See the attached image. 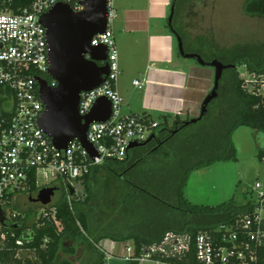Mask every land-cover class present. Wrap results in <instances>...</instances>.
<instances>
[{
	"label": "trees",
	"instance_id": "1",
	"mask_svg": "<svg viewBox=\"0 0 264 264\" xmlns=\"http://www.w3.org/2000/svg\"><path fill=\"white\" fill-rule=\"evenodd\" d=\"M35 1L11 0L8 7L14 12H19L30 7ZM172 2H174V12L171 25L168 27L174 36L181 37L184 48L183 30L181 32L174 24V17L177 11L180 12L184 0H172L170 5ZM244 11L248 15L264 16V0H247L244 3ZM210 49L212 50V59L217 58L222 61L221 58L227 57L226 63L235 65L234 68H229L232 71V88L224 111L215 116L217 122L214 125L216 128L212 133L213 137L210 136L208 142L205 143V135L200 133L201 137H199L196 134L199 132L198 130L189 135L193 139L191 142L184 143L183 146L174 149L175 152L179 151L182 163L190 158L195 160L191 166L185 168V174H183L181 180L178 182L172 176L161 174L158 179L159 185L154 184L158 193H154L149 189H141L134 183L128 182L125 173L118 174L117 170L108 161H105L101 166L130 185V191H124L120 197L119 202L122 205L128 207L131 211V207L134 208L135 204H142L146 208L145 211H151L156 216L152 222L148 223L145 234L130 228L135 225L133 220H129L130 226H128V221H126V224H107L105 226L97 222L99 209L95 205H90V202L101 204L103 196L102 194L98 197L94 195L91 174L99 172L100 169L95 167L92 172V168H90L87 173L79 178L80 187L77 193L79 199H76L77 197L73 193V197L69 202L65 193H63L55 203L45 207L41 206L40 210L33 212V214L32 212H25L24 214L19 212L13 221L7 223V226H5L7 239L0 248V264H73L67 259L59 258L61 251L64 252L67 249L70 252L73 251L70 247L65 249L63 243L66 239L86 238L87 236L84 233H96L100 240L104 238L119 242L130 240L133 242V257L135 258L148 255L151 259L171 264H197L194 251L195 236L199 232L208 231L214 235L219 244L220 234L214 231L219 224L231 227L237 235V239L221 242V244L229 249L234 246L236 253L242 250L246 255V260L249 261L247 251L239 247L238 244L247 239L245 229L241 227V221L247 215L252 216L255 208L254 192L252 190L246 191V200L242 202L232 197L216 206L191 203L182 193L186 172L189 170L200 168L215 161L236 160V148L231 139L234 128L246 126L264 135V95L258 92L261 80L260 74H264V66L255 62L252 50L247 47L234 46L222 50ZM184 51L186 52L185 48ZM198 54L206 61L200 53ZM244 64L248 72L253 75V79L245 80L239 76L237 68ZM250 86H252V89H250ZM207 114L208 110L199 120L205 118ZM141 115L151 119L146 114ZM169 117L168 115H159L156 118L158 128L155 132L160 129H173L175 125L180 126L178 132L190 124L182 126L187 119L180 120L176 117L170 122ZM163 134L164 132L155 134L154 138L144 147L149 145L151 148L149 152L158 151L166 141L173 137V135H168L169 138L165 140ZM159 139L161 142L157 141ZM205 154H210V156L203 158L202 156ZM257 157L260 161H264V146L258 150ZM144 158L145 154L137 155L135 152L130 154L129 151L124 160L115 161V163L125 165V169L132 168ZM134 190L144 193L160 208L142 198L141 195L138 196V193L133 192ZM32 191H34L33 187ZM33 194L34 192L30 195L33 197ZM170 200H173V202H170ZM14 203L9 204L10 212H17ZM44 213L46 215L43 217ZM12 225H16L17 228H12ZM10 231L14 232L15 238L22 239L23 244L21 246L15 245L14 238L9 236ZM94 250L98 253V259L90 261L89 264H104V253L98 251L97 248ZM256 256V261L254 263L249 261L250 264H264V244L257 248ZM231 260L237 262L236 258ZM128 262L139 264L137 260H129Z\"/></svg>",
	"mask_w": 264,
	"mask_h": 264
},
{
	"label": "built area",
	"instance_id": "2",
	"mask_svg": "<svg viewBox=\"0 0 264 264\" xmlns=\"http://www.w3.org/2000/svg\"><path fill=\"white\" fill-rule=\"evenodd\" d=\"M10 1L0 0V205L6 211L7 222L13 221L18 214L10 212L9 204L21 195L29 198L34 192L33 196H36L43 187H56L70 202L73 193L77 197L79 178L91 167L109 160H124L131 143L144 142L158 128L155 119L121 111L122 100L115 89L120 70L111 29L115 17L114 0H107V29L94 35L91 45L105 46L108 74L98 87L81 93L78 113L81 116L88 114L98 98L106 97L111 101V115L106 121L94 122L88 127L86 138L95 150V156H90L77 140L69 142L66 149L57 150L38 124L44 106L36 78L49 80L50 86L56 85L48 74L49 47L46 29L39 18L58 2L67 3L74 11H79L82 0H36L19 12L9 9ZM259 83L258 92L264 95V79L261 78ZM133 84L140 85L138 80ZM261 187L257 181L251 189L255 193V208L252 216L242 218L241 227L245 229L247 239L238 244L247 251L248 260L253 263L257 248L264 244V191ZM214 231L220 234L219 244L208 231L195 236L197 264H250L242 250L236 253L234 246L229 249L221 244L237 239L231 227L219 224ZM9 236L14 238L16 246L23 244L22 239L14 237L13 231ZM6 239L5 227L0 226V248ZM130 250L127 248L129 254ZM131 254L125 257L127 261L171 264L151 259L148 255L135 258L133 252Z\"/></svg>",
	"mask_w": 264,
	"mask_h": 264
},
{
	"label": "rangeland",
	"instance_id": "3",
	"mask_svg": "<svg viewBox=\"0 0 264 264\" xmlns=\"http://www.w3.org/2000/svg\"><path fill=\"white\" fill-rule=\"evenodd\" d=\"M246 1L184 0L180 12L177 11L174 17V24L181 32L183 30L186 52L200 53L206 61H210L212 60V50L210 48L222 50L234 46H243L252 50V55L257 64L264 66V16L246 14L244 11ZM126 2L127 0H114L115 17L111 29L115 36L120 73L122 60L124 61L123 66L126 67L121 75L119 74V79L122 78L123 82L127 84L133 73L132 70H129L131 65L127 49L125 44L122 43V38L118 32V15ZM167 9V15L169 16L170 7ZM201 38L202 40H200ZM221 60L226 63L227 57H223ZM186 61L187 65L192 67V73H197L201 78H198L200 80L197 83L195 81L193 84L200 85L199 89L202 91H198L195 102L186 104L182 112L177 115L180 120L198 117L201 103L213 87V67L200 65L194 58H186ZM246 68L245 64L237 68L239 76L245 80L253 79V75ZM260 75L264 79V74ZM194 77L196 76L194 75ZM219 85V94L209 103L208 114L205 118L190 123L176 132L158 151L149 152L151 151L149 145L131 148L129 150L130 154L134 152L137 155L145 154L144 160L132 168L125 169V165L117 164L113 160H109L108 163L112 164L118 174L125 173L128 182L134 183L141 189H149L154 193H158L154 184L159 185L158 179L161 174L172 176L174 180L179 182L185 174V168L191 166L195 160L190 158L182 163L179 151L175 152L174 149L183 146L184 143L191 142L193 139L189 135L198 130L199 132L196 134L199 137H201L200 133L205 135V143L208 142L210 136L213 137L212 133L216 128L214 125L217 122L215 116L224 111L227 98L230 96L232 88V71L230 69L223 71ZM122 109L124 111V107ZM163 135L165 140L169 138L167 133ZM231 139L236 148V160L215 161L186 172L182 193L191 203L216 206L232 197L242 202L246 200L245 192L250 191L257 181L261 183V189L264 191V161H260L257 157L258 150L264 146V135L249 127L237 126L232 130ZM208 156L210 154H205L202 157L206 158ZM101 166L103 165L91 167L92 172L95 167L100 169L99 172L91 174L92 191L96 197L100 194L103 196L101 204L90 202V205H95L99 209L97 222L105 226L107 224H126V221H128V226H130L129 220H133L135 225L130 228L145 234L148 223L152 222L156 216L151 211H145L146 208L142 204H135L134 208L131 207V211L128 207L122 205L119 202L120 197L124 191H130V185ZM60 192H55L52 204L61 197ZM133 192L138 193V196L141 195L142 198L159 207L157 203H154L152 199L139 190ZM253 194L255 197V193ZM170 202H173V200H170ZM14 205L17 212L23 214L25 212H32L33 214V212L39 211L42 206L38 203L29 202L26 195L19 196ZM91 234L84 233L87 236L86 238L66 239L63 247L65 249L70 247L73 251L70 252L68 249L64 252L61 251L59 258L67 259L73 264H89L90 261L98 259V253L94 250L97 248L105 255L104 264H130L125 257L132 255V241L119 242L110 238L100 240L98 234ZM127 248L131 249L130 254ZM140 263L148 264L147 262Z\"/></svg>",
	"mask_w": 264,
	"mask_h": 264
},
{
	"label": "water",
	"instance_id": "4",
	"mask_svg": "<svg viewBox=\"0 0 264 264\" xmlns=\"http://www.w3.org/2000/svg\"><path fill=\"white\" fill-rule=\"evenodd\" d=\"M82 9L74 11L67 3L58 2L39 21L46 29L49 47L48 74L56 82L48 85L45 79L36 78L39 85V97L44 110L38 119L39 127L50 138L57 150L66 149L69 142L77 140L90 156L96 152L87 141L86 133L90 124L104 122L111 115V101L106 97L98 98L90 112L79 115L78 106L82 92L90 91L103 83L108 74L105 46H92L94 35L104 33L107 29V0H82ZM174 12V2L170 5L167 24L170 27ZM178 53L184 58H194L200 65L214 68L213 87L204 97L199 116L183 122V125L195 123L208 110L209 103L218 96L219 82L223 71L234 68V64L223 63L217 58L205 61L198 53L184 51L183 41L175 35ZM178 128L175 126L170 135ZM166 131L160 129L151 134L142 143H131L129 148L141 147L149 143L155 136ZM57 191L56 187H43L36 196H30L29 202L47 206ZM72 193V189L70 190ZM6 211L0 205V226H7ZM12 228H17L12 225Z\"/></svg>",
	"mask_w": 264,
	"mask_h": 264
},
{
	"label": "crops",
	"instance_id": "5",
	"mask_svg": "<svg viewBox=\"0 0 264 264\" xmlns=\"http://www.w3.org/2000/svg\"><path fill=\"white\" fill-rule=\"evenodd\" d=\"M170 2L127 0L118 15V32L133 73L129 83L118 76L115 84L124 114H146L155 120L159 115H168L171 120L186 104L195 102L198 91H202L200 85L193 84L201 78L192 73L186 58L178 53L176 38L169 30ZM123 62L121 73L126 68ZM134 80L140 85H134Z\"/></svg>",
	"mask_w": 264,
	"mask_h": 264
},
{
	"label": "flooded vegetation",
	"instance_id": "6",
	"mask_svg": "<svg viewBox=\"0 0 264 264\" xmlns=\"http://www.w3.org/2000/svg\"><path fill=\"white\" fill-rule=\"evenodd\" d=\"M104 63H106V64H107V62H105V61L103 62V64H104ZM175 126H176L178 129H179V127H180V126H177V125H175ZM175 126H174V127H175ZM171 130H172L171 128H166V131H164V133H167L168 135H170V133H169V132H170ZM157 141H158V142H161V140H160V139H159V140H157Z\"/></svg>",
	"mask_w": 264,
	"mask_h": 264
}]
</instances>
